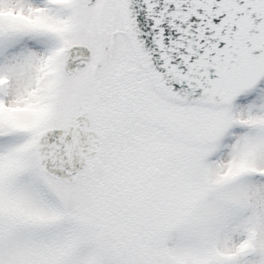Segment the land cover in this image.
Masks as SVG:
<instances>
[{"label":"snow or ice","instance_id":"1","mask_svg":"<svg viewBox=\"0 0 264 264\" xmlns=\"http://www.w3.org/2000/svg\"><path fill=\"white\" fill-rule=\"evenodd\" d=\"M0 264H264V0H0Z\"/></svg>","mask_w":264,"mask_h":264}]
</instances>
